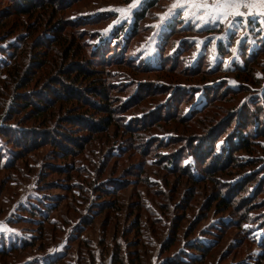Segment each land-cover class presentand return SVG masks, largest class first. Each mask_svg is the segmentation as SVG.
Returning a JSON list of instances; mask_svg holds the SVG:
<instances>
[{"label":"rangeland","instance_id":"374dc122","mask_svg":"<svg viewBox=\"0 0 264 264\" xmlns=\"http://www.w3.org/2000/svg\"><path fill=\"white\" fill-rule=\"evenodd\" d=\"M145 1L131 10L130 16L123 17L114 9L127 8L130 0H80L67 9L64 17L65 20L81 22L79 32L87 34L85 39H91L90 33L100 34L99 44L100 40H109L112 32L121 27L124 30L118 38L127 35L134 11ZM155 3L156 7L149 9L144 19L138 21V31L135 36L131 35L130 53L145 61L156 59L158 40L162 34L165 36L168 25L173 23L175 29H180L177 23L181 20L183 29L175 30L168 40L172 44L167 49L170 52L182 40L190 43V51L181 54L184 62L179 59L178 69L182 70L185 64L194 66L195 61L203 57L200 72L196 77H177V81H171L161 74H133L127 65H122L126 64L123 59L120 66L108 69L114 75L111 80L114 85L124 89L125 95L120 97L129 96L134 79L154 81L157 88L178 82L192 87L209 84L212 76L204 78V67L211 69L218 65L214 79H227L231 87H236L234 78L227 71L235 65H243L247 53L254 54L261 47L264 16L236 17L237 22L231 29L225 23L211 22L207 27H196L195 22L186 21L183 12L175 19L161 22L160 14L170 8L173 0H157ZM5 9L11 8L6 1H0V10ZM259 10L257 6L253 12ZM14 19L11 16L4 28L15 26ZM161 23L163 26L159 27ZM206 28L214 31L210 33L204 30ZM104 29L108 31L104 32ZM70 32L64 30L65 35ZM21 35L25 34L18 26L11 38L4 37L6 40L1 41L0 50L5 52L8 45L19 40ZM128 37L124 36L123 40ZM30 40H24L25 44L32 46ZM41 59L47 60L48 56L44 58L42 55ZM252 69L262 85L264 51ZM42 75L37 71L32 76L34 81L29 84L30 88H34V82L36 86L41 82ZM233 81L235 83H231ZM87 86L82 85L83 89ZM147 101L140 103L139 110L132 107L128 112L116 115L120 128L112 125L98 135H86V132L65 123V118L75 112L67 109L69 105L55 103L54 109L49 110L57 115L53 128L62 127L63 134L72 133L73 137L84 136L79 140L84 142L82 153L76 152L73 158L66 160L58 159L46 145L13 154L12 151L18 149L9 147L0 136V224L5 229L0 234V249L2 241L6 247L11 242L33 241L30 247L3 257L0 264H28L32 260L46 263L47 258L50 262L56 259L52 264H264V234L258 225L264 214V205L249 212L247 222H242L239 215L235 216L233 207L224 209L214 204L219 194L225 195V199L233 195L229 194L228 187H222L229 186L223 183L232 181V178L217 176L223 185L214 188L210 174L203 171L202 163H193L189 152L190 156L187 152L178 154L177 161L180 162L176 166L189 167L191 174H179V169L167 167L164 157L179 153L182 147L179 145L184 143L179 140V145L168 151L151 142L153 138L167 140L175 133L204 130L208 126L206 122L196 119L199 117L186 125L176 120L167 124L158 122L150 131L128 133L122 126L128 122L131 126L132 119L141 116L140 111L144 114L149 109L144 106ZM204 103L202 94L197 93L194 109H201ZM219 104L213 102V105ZM184 109L187 112L188 109ZM26 113L25 110L13 113L8 124L40 130L47 126L29 117L21 122ZM261 145L264 146V141ZM256 154L264 161V151ZM208 163L211 167L212 163ZM64 164L68 168L65 169ZM251 201H264V189Z\"/></svg>","mask_w":264,"mask_h":264},{"label":"trees","instance_id":"16d2710c","mask_svg":"<svg viewBox=\"0 0 264 264\" xmlns=\"http://www.w3.org/2000/svg\"><path fill=\"white\" fill-rule=\"evenodd\" d=\"M0 1H6L11 8L0 10V43L11 38L18 26L25 34L9 44L5 52L0 50V56L3 57L0 58V109H2L0 111H3L0 112V136L9 147L18 149L12 151L13 154L29 152L31 149L46 145L58 159L66 160L73 158L76 152L82 151L84 142L80 141L84 136L73 137L72 133L63 134L60 129L62 127L58 130L53 128L52 123L57 115L49 110L54 109L57 102L69 105L67 109L75 112L65 118V123L80 132H86V135H98L112 125L120 128L116 117L128 112L132 107L139 110L140 103L147 99L144 106L149 109L144 114L140 111L141 116L133 118L131 126L129 122L122 126L128 133L150 131L158 122L167 124L176 120L181 125H186L199 117L196 119H202L203 123L206 122L208 125L204 130L175 133L167 140L161 138L151 140L154 145H160L158 146L160 149L166 148L168 151L176 148L179 140L184 143L179 145L182 146L179 153H176V150L175 155L171 153L164 157L167 167L179 169L181 172L179 174L182 172L191 174L189 167L176 165L180 162L177 161L178 154L184 155L185 152L192 154L193 163H202L203 171L210 174L214 188L229 184L222 187L225 189L228 187L229 194L233 195L225 199V195L219 194L214 204L224 209L233 207L235 216L239 215L242 222H247L249 212L264 205V201H251L264 189V161L256 154L258 151H264V146L261 145L264 141V81L261 85L252 69L257 57L264 51V38L259 43L262 44L261 47L254 54L247 53L243 65H235L231 71H227V74L234 78L236 87H231L227 79H214L218 65L211 69L204 67V78L212 76L209 84L192 87L178 82L174 85L163 84L157 88L154 81L140 82L134 79L129 96L122 99L120 95L125 93L124 89L114 85L111 81L114 75L108 69L120 66L124 63L123 59L126 64L122 65H127L133 74H161L171 81L174 79L177 81V77H196L200 72L203 57L197 60L195 58L194 66L185 64L182 70L178 69L179 59L183 61L181 54H187L191 45L182 40L169 52L167 48L172 43L169 44L168 40L175 30L179 29H175L173 23L168 25L165 36L162 34L158 40L156 59L145 61L130 53L131 35L135 36V32L138 31L136 29L138 21L144 19L149 9L156 7L157 0H146L140 9L134 11L133 21L128 25L129 32L124 35L128 37L130 34L126 41L123 40L124 36L118 38L120 32L124 30V27H121L112 32L109 40H100L99 44L97 41L100 34L98 36L90 33L91 39H85L87 34L79 32L81 22L65 20L64 13L80 0ZM11 16L15 18V26L4 28V24ZM178 21L177 25H180L178 27L183 29L181 20ZM66 29L71 30L69 35L64 34ZM204 30L210 33L214 31L212 28ZM29 38L32 46L25 44ZM42 55L44 58L48 56V59L42 60ZM125 57L129 60L127 61V58L125 60ZM37 71L43 74L41 82H38L37 86L34 82V88H30L29 84L34 81L31 78ZM85 84L88 86L83 89L82 85ZM197 93L202 94L205 100L201 109H194ZM90 98L94 99L91 101ZM213 102L220 104L213 105ZM183 107L189 112L183 111L185 110ZM215 107L217 109H214ZM82 109L86 111L82 112ZM23 110L27 113L21 122L28 120L29 117L47 126L40 130L34 127L23 129L8 124L13 113ZM120 122L122 124V121ZM157 130H160V127ZM241 156L243 158L239 159ZM208 162L212 163L211 167H208ZM259 166L263 167L259 169ZM64 167L68 168L65 164ZM217 176L230 177L232 181L227 180L222 184ZM236 176L238 179H235ZM258 225L264 234V214ZM32 242L23 241L19 244L11 242L10 246L6 247L2 241L0 260L30 247ZM47 259V264L56 262V259H50L51 262L49 258ZM46 263L32 260L28 264Z\"/></svg>","mask_w":264,"mask_h":264},{"label":"snow or ice","instance_id":"6c2138e0","mask_svg":"<svg viewBox=\"0 0 264 264\" xmlns=\"http://www.w3.org/2000/svg\"><path fill=\"white\" fill-rule=\"evenodd\" d=\"M141 3L142 0H130L127 8H116L114 11L123 17H128L131 15V10L139 7ZM257 6L260 10L253 12ZM181 12H183L186 21L195 22L196 27H207L211 22L225 23L231 29L232 25L237 22L236 17L243 18L252 15L255 18L257 15L264 16V0H173L170 8L165 13L160 14V20L166 23L168 19H175ZM116 22L118 21H114V23ZM163 23L159 27H162ZM153 27H157V25H153ZM103 31L107 32L108 29ZM197 47H199V42H197ZM233 56H235V49H233ZM4 231L3 225L0 224V234H3ZM7 231L11 232L12 230L7 229Z\"/></svg>","mask_w":264,"mask_h":264}]
</instances>
